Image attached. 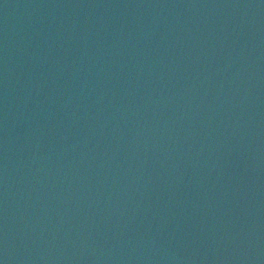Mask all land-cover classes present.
<instances>
[{"label":"water","instance_id":"water-1","mask_svg":"<svg viewBox=\"0 0 264 264\" xmlns=\"http://www.w3.org/2000/svg\"><path fill=\"white\" fill-rule=\"evenodd\" d=\"M159 264H264V0H201Z\"/></svg>","mask_w":264,"mask_h":264}]
</instances>
